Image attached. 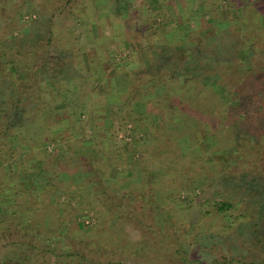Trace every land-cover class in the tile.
Segmentation results:
<instances>
[{
    "label": "rangeland",
    "instance_id": "obj_1",
    "mask_svg": "<svg viewBox=\"0 0 264 264\" xmlns=\"http://www.w3.org/2000/svg\"><path fill=\"white\" fill-rule=\"evenodd\" d=\"M115 1H2L0 58H21L19 69L33 76L17 84L33 78L41 89L37 97L36 86L29 89L39 103L23 106L30 120L14 125L9 148L0 142V264H264V241L237 215L255 210L248 195L218 180L207 161L230 142L233 127L217 125L230 122L231 109L213 91L197 94L212 117L180 128L175 115L161 114L169 110L163 89L142 86L154 74L167 80L180 64L175 46L201 36L204 48L214 43L217 27L242 12L241 1L121 0L126 16L106 15ZM202 1L207 8L196 7ZM81 8L92 22H83ZM134 10L137 28L127 32L123 19ZM4 38L16 41L12 48ZM148 44L164 46L165 57L153 58L158 70ZM0 72L3 81L13 77ZM128 77L139 92L127 89ZM1 97L3 108L14 100ZM224 198L234 203L225 212L214 206Z\"/></svg>",
    "mask_w": 264,
    "mask_h": 264
},
{
    "label": "trees",
    "instance_id": "obj_2",
    "mask_svg": "<svg viewBox=\"0 0 264 264\" xmlns=\"http://www.w3.org/2000/svg\"><path fill=\"white\" fill-rule=\"evenodd\" d=\"M2 1L6 0H0V17L3 18V8L6 3L2 5ZM240 1L242 12L234 15L231 19L223 21V26L217 27L219 30L214 35L219 34L216 35L217 39L214 43L210 42L204 48L202 41L204 37L201 36L197 38V41H186L183 42V45L178 44L181 49L176 46L174 47L173 61L176 60L175 64H177V61L180 64H177L176 68L173 65L171 66L172 70L169 72L167 80H159V76L154 74L146 82H143L142 86L143 88L148 85L154 87V89H151L152 91H155L156 87L163 89L165 101L162 104L167 106L169 110L166 113L163 111L161 114L163 116H166V114L175 115L171 123H176L180 128L186 126L187 123L189 125H199L200 123H204L203 121L209 122V119L212 117L208 113L207 108L201 106L200 100L196 97L197 94H203L208 90L213 91L216 93L215 95H218V98L222 99V109H231L230 114H232V117L230 122L225 124L224 121H221L217 125H221L222 128L225 127L228 130H230L229 126L233 127V132L231 135L229 134L230 142L229 144L222 145L218 155L214 158L209 157L207 161H210L213 165V170L215 173H218V180L221 182L234 181V187L240 193L248 195V205L250 206L251 204V207L255 208V210H251L249 214L240 210V213H237V215L238 217L249 218L248 225L246 224L247 228L251 231L249 234L254 236L260 235V239L264 241V22L260 21V17H264V0ZM120 2L121 0H116L115 3H118L117 7L115 8V5L110 10L106 9L105 14L110 15L114 10L113 15L126 16V13L122 14V10L124 9L125 11L126 7H123V4H120ZM202 2H196V7L199 5V9L202 7L204 9L207 8L205 1ZM252 4V9L249 12L253 15L249 13V16L246 17L248 14L246 10ZM192 5H194L193 2ZM83 8H81L82 15L85 17V21L83 22H92L93 17L89 16V12H85ZM135 11H132L134 15H129L128 18L123 19L124 30L127 32L137 28L136 20H138V17L136 15L138 13H135ZM257 13L259 16L256 20H253L257 16H254V14ZM47 31L48 37L52 35L53 29L51 23ZM38 35L36 34L37 37ZM33 41H36V39L33 38L31 43ZM2 42L7 43L6 45L10 49L13 47L12 43L16 41L10 38V40L5 39ZM17 44L21 47L24 46L22 42H17ZM163 47L160 44H148L147 46L149 63L152 66H156L157 70L160 67V63L157 60L160 58H156V60L153 58L159 56L165 57ZM223 47L224 50L222 49ZM15 51L20 52L18 49ZM3 55L4 50H1L0 57ZM15 59L20 60L21 58ZM15 59L13 56H7L6 59L0 58V71L6 69L13 75L12 78H6L4 81L0 78V84L2 83V90H4L2 91L0 87V142L3 143L4 141L5 143L8 141L15 127L14 125L22 126L27 120H30L27 115L24 116L22 114L23 106L30 107L32 105L34 107L37 105L39 102L35 98L39 96L38 90L41 89V86L33 78L32 81L28 79L23 80L22 84H17L19 83L17 80L28 76L30 72L23 74L24 70L19 69L18 62H15ZM171 59V56L166 58L167 61ZM36 67L33 71L40 69L41 65L38 64ZM210 69L216 72L222 69V74L219 73L215 77L216 72H214L210 75L207 73V70ZM174 70H178L180 75L175 76ZM156 72L162 74L161 71ZM227 72L230 74H226ZM133 81V78L128 77L126 82L127 89L133 87L132 84L135 83ZM151 81L154 82L150 85ZM32 86H36L35 93L33 94L36 97H31V91L28 94ZM132 89L136 92L141 90L138 86ZM2 94H8L10 98L11 96L14 98V100L8 99L10 106L7 108L9 109L1 107L6 101L5 99L2 100ZM63 101L61 103H65ZM6 104L8 105V103ZM172 108H175L176 111L178 110V113L173 112ZM5 111L7 112L5 113ZM2 116L6 118V122H4ZM167 125L169 124H163V127ZM14 135L16 136V134ZM6 144L9 148V144ZM13 152V148L11 147L6 155L11 156ZM83 156L80 154L77 157L78 159H82ZM216 158L218 160H215ZM57 163L54 165H57ZM59 163L60 165L63 164L61 161ZM87 171L88 169L85 172ZM96 172L98 174L101 173L99 169H95L94 173L96 174ZM233 205L234 203L228 198L214 201L216 209L223 212ZM252 213L255 216L250 215ZM44 249L47 252H52L53 248L46 246ZM73 251L68 250L65 253H68V255L74 254L75 252ZM110 251L113 252L114 249H110ZM112 261L114 264L119 262L118 260ZM261 261L264 262V259ZM98 264H103V262L98 261ZM198 264H218V261L210 263L198 261Z\"/></svg>",
    "mask_w": 264,
    "mask_h": 264
},
{
    "label": "crops",
    "instance_id": "obj_3",
    "mask_svg": "<svg viewBox=\"0 0 264 264\" xmlns=\"http://www.w3.org/2000/svg\"><path fill=\"white\" fill-rule=\"evenodd\" d=\"M15 262H18V260H15Z\"/></svg>",
    "mask_w": 264,
    "mask_h": 264
}]
</instances>
